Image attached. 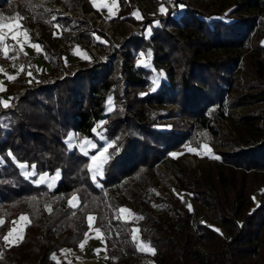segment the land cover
<instances>
[{
    "label": "trees",
    "instance_id": "obj_1",
    "mask_svg": "<svg viewBox=\"0 0 264 264\" xmlns=\"http://www.w3.org/2000/svg\"><path fill=\"white\" fill-rule=\"evenodd\" d=\"M35 1L0 0V22L30 7L48 34L53 21L70 23L68 15L44 19L51 10ZM120 2L113 19L137 28L116 40L100 29L106 40L94 38L83 21L73 26L112 61L82 60L73 73L59 75L38 69L34 54L5 38L9 49L5 58L0 52V63L11 71L30 63L33 70L19 67L7 79L6 99L0 91L9 105L0 104V264H77V256L61 253L78 249L88 213L103 231L105 264H264V0H175L164 14L141 18L131 13L138 0ZM31 22L28 15L30 35ZM51 37L55 41L43 47L50 60L62 52L59 35ZM138 51L149 56L148 64ZM225 97L229 112L259 105L233 118L236 137L221 130L228 118ZM198 128L225 146L218 150L220 162L201 174L179 159L177 166L165 162L174 183L157 162L199 136ZM74 133L95 146L87 152L70 146ZM105 140L102 170L92 173L89 155ZM55 170L54 185L36 181ZM160 182L188 191L195 205L168 195ZM124 205L132 208L129 218L120 211ZM204 208L224 224L226 236L203 220ZM19 212L30 221L19 241L5 244L11 216ZM141 242L153 251L141 250Z\"/></svg>",
    "mask_w": 264,
    "mask_h": 264
},
{
    "label": "rangeland",
    "instance_id": "obj_2",
    "mask_svg": "<svg viewBox=\"0 0 264 264\" xmlns=\"http://www.w3.org/2000/svg\"><path fill=\"white\" fill-rule=\"evenodd\" d=\"M10 3H12L13 5H16L20 2H26L28 0H9ZM35 1V0H33ZM38 1V0H36ZM35 1V2H36ZM64 5L65 2L63 0H60ZM89 3L92 5V8H94V10L96 12H98L97 10L101 11V14L105 17L110 18L112 21H114V30L113 33L111 35H109V37L111 38V40H116L117 36L119 35V32H124L127 33L130 29H136L137 26L135 23L134 26L128 24V20H118V19H113L115 16H117V14L119 13V10L121 9L120 5L121 2L120 0H88ZM40 2V1H38ZM142 2L145 3V5L141 4ZM175 2V0H159L158 2H154L153 0H138V6H135L134 8H138L140 10V17H142V13H146L150 16H155V15H159V14H164L160 12V8L163 7L165 10L169 5H173ZM71 5L73 4V0H70ZM35 5V3H34ZM36 6H39V8L43 9L44 7L47 8L46 5H44V3L40 2V4H36ZM67 5H65L66 7ZM68 7V6H67ZM133 9V8H132ZM132 9H131V13H132ZM34 11L29 7V11L28 12H19L17 15L7 19L6 21L2 22L4 24L7 25H19V27H22L23 31L26 32L27 28L24 24L25 19L27 18L28 15L32 16V23H34L35 21H40L35 17V14L33 13ZM99 13V12H98ZM100 14V13H99ZM133 14V13H132ZM262 15H264V10L261 13ZM43 17V16H41ZM40 17V19H41ZM137 18V17H136ZM130 21V20H129ZM53 25H52V34L53 33H57L59 35L58 41L64 36L63 34H61V26H64L63 28L66 27V25L62 22H58V21H53ZM264 23V21H263ZM87 29L91 30L92 35H94V38H99V39H105V35H102V33L96 29L91 27V24H89L88 22L85 23ZM33 25V24H32ZM148 25H146V29H148ZM16 28V27H15ZM13 29V28H12ZM9 28H3L1 30L3 31H9L12 30ZM43 30V41L40 40H35L33 39L34 45L36 43V46H38L39 50L43 47H45L46 45H48L49 42H52L53 40L55 41V37H51L52 34H48L44 29ZM76 30V29H75ZM0 31V36H3V40H0V52H2V58H5V50L7 51L8 54V43L6 42V34ZM77 31V30H76ZM78 34V33H77ZM66 36V35H65ZM64 36V37H65ZM81 38L79 39H75V38H70L68 36H66L65 41V47L64 48H60L58 46V41H57V46L59 49H61L62 51H69L71 53V55L67 58H64L60 54H55L54 58L52 60H50L48 57L47 61H45L43 59L42 55H38L35 56V47L33 48L34 53H26L28 56H31L34 54L33 56V62L34 64L36 63V65L38 66L37 68L41 70V68H44V70H49V69H53L54 72H56L59 75H64L65 71L68 73H73L75 70H77L78 68H80V66L83 64L81 61L84 60L86 62H90V60H96L99 58H108V61H112V57H109L106 54V49H104L102 46H95L94 42L91 40H87L85 37L80 36ZM262 41L264 42V37L262 38ZM250 45H248V47H250L252 45V43H249ZM94 49L95 51L92 52V49ZM37 49V47H36ZM138 57L141 59L142 62H144V64H148L149 63V56L145 54V52L143 51H138L137 52ZM56 57H58V60L56 59ZM60 65L61 68V73L60 71L57 70V66ZM5 63H0V91L2 92V99H6V95L4 93V87L6 82L8 81L7 79H9L10 76H12L14 74V72H16L17 70H19V67H25L26 72L28 73H32L33 70V65H31L30 63L27 64H20L15 68V71H11L5 68ZM77 65H80L79 67H77ZM242 64H240L239 66V70L241 71V66ZM12 68H14L15 66L10 65ZM238 67V65L236 66ZM11 69V68H10ZM242 72V71H241ZM117 73V72H115ZM243 73V72H242ZM155 79V78H154ZM126 82L124 83V87H126ZM224 102V107H225V113L228 114V118L224 119L221 123V127H222V131L224 133L227 134H231L233 136L236 137V132H235V127H233V123L232 120L233 118H237V116L239 114H241L243 111L245 110H249V109H254V108H258L259 105L258 103L255 104H246V105H239L236 106L235 109H233V111H228L229 108L227 106L228 103V99L225 97ZM171 106H176V104L174 103H168L167 107H171ZM199 132V136L196 135H192L191 138L187 139L184 141V143H182L181 145H179L178 147L171 149L168 151V153H165L164 155L166 156V158L162 159L161 162H157V165L162 168L163 170L167 171V174L169 175L170 179L172 182H176L175 177L173 175V171L170 169L169 165L167 166V164L165 162H171L173 163V165L177 166V159H179V161L181 163H183L186 167L194 169L195 173L201 174L203 171V167L208 168L210 166V163L213 161L216 162H220L219 159V153L218 150L219 149H224L225 146L219 144L218 141H216V139L207 131V129L204 128H198L197 129ZM85 141H87V143H85ZM107 143L108 141L105 140L103 141V146H101V148H99V150L97 149L94 153L90 154V168L92 173H99L102 170V165L103 162L106 158V153H105V147H107ZM68 144L70 146H76L79 149L83 150L84 152L88 151V149L90 147L95 146L96 142L93 139H89V138H84V137H79L78 135H76V133L72 134L71 137L68 138ZM101 154H103V156H101ZM175 154V155H173ZM96 156L98 159L97 161H93L92 157ZM59 171L55 170L52 173H40L38 174L39 176H37L36 181L37 182H44L47 183L49 186H52L55 184ZM41 177H43V180L41 179ZM158 187L160 189H164V192H166L168 195L171 192L176 193L179 197H181L182 202L184 201L188 206H190L189 208H192L195 203L193 198L190 196V193L188 191H185L182 189H179L178 187H176V185H172V184H167L165 182H160L158 183ZM261 192V188L259 189ZM254 198L255 200L258 199V197L260 196L259 191H257L254 194ZM75 198V199H74ZM76 196L74 195L73 197H70V201H72V205L73 203L77 202L76 201ZM178 203H180L179 201H177ZM122 209H126L128 211L126 212H121L122 216L124 217H128L131 216L132 213V208L128 205H124L122 207ZM203 210H205V217H203V220L205 222H207L208 224H211V226L215 227L217 230H219L221 233L224 234V236H226L228 233L225 230L224 224L220 223V221L211 214V210L208 208H204ZM89 215L87 216V223H88V230L85 231L84 236L81 240V244L79 245L78 249L73 253V251L71 250H64L61 254L65 257H69L73 254L74 256H77L78 259V263L77 264H105L106 260V247H105V241H104V234L103 231H101V228L97 227L94 225V214L92 213H88ZM21 217H25L26 219H21ZM89 217H92V220H89ZM29 214L27 212H19L18 214H15L13 216H11L10 219V225L8 227V229L6 230L7 232L4 233L3 235V239H4V243L5 244H10L12 242L15 241H19V239L22 237L23 232H24V226L26 223H28L30 221ZM192 218V217H191ZM3 219V214L0 215V221ZM194 221L191 220V224H193ZM12 233L11 236H9V233ZM5 237H8L7 240H5ZM141 245V243H140ZM145 245V244H144ZM147 246V245H146ZM199 248H201V250H203V246L200 244ZM147 249V247H146Z\"/></svg>",
    "mask_w": 264,
    "mask_h": 264
},
{
    "label": "built area",
    "instance_id": "obj_3",
    "mask_svg": "<svg viewBox=\"0 0 264 264\" xmlns=\"http://www.w3.org/2000/svg\"><path fill=\"white\" fill-rule=\"evenodd\" d=\"M38 1L44 3V5H46L47 8L51 10L48 16H43L44 19H47V18L54 19L58 15L70 16V20H69L70 23L67 24L65 28H63L64 26H61L62 28L61 34H63L64 36L66 35L70 38L72 37L75 39L81 38L77 34V31L73 29V26L76 23L75 21L88 22L89 24H91V27L100 29L104 31L107 35H111L113 33V30L115 27L114 21L96 12L94 8H92V5L89 3L88 0H73L72 7H67V6L65 7V5L60 0H38ZM141 4L145 5L144 2H142ZM127 23L134 26L132 21L128 20ZM32 24L33 25H31V35L35 38H44L43 37L44 33L42 30V26H41L42 24L38 21H35ZM64 36L58 41V46L60 48L65 47L66 36L65 37ZM94 51L95 50L92 49V52ZM56 59L58 60V57H56ZM60 65L61 64H59L56 68L57 70L60 71V74H62ZM79 66L80 65H77V67ZM65 73H68V72L65 71ZM161 157L162 158L159 159V162H161L162 159L166 158L164 154Z\"/></svg>",
    "mask_w": 264,
    "mask_h": 264
},
{
    "label": "crops",
    "instance_id": "obj_4",
    "mask_svg": "<svg viewBox=\"0 0 264 264\" xmlns=\"http://www.w3.org/2000/svg\"><path fill=\"white\" fill-rule=\"evenodd\" d=\"M100 14H101V11L100 10H97ZM132 13L134 15V17H140V10L138 8H133L132 9ZM0 31H3L0 29ZM5 34H6V37H10L12 38L13 36L16 37V39H13V41L15 42V44L18 46V49H20L21 51L23 52H26V53H34L33 51V48H34V42H33V38H31V35L30 33L28 32V30L26 32L23 31L22 27H16V28H13L12 30H9V31H3ZM35 40H39V39H35ZM36 45V43H35ZM35 55H42L43 56V59L45 61H47V58L46 56L44 55V48H42V50L40 49L39 51L36 49L35 47ZM61 55L64 57V58H67L71 55V53L69 51H62L61 52Z\"/></svg>",
    "mask_w": 264,
    "mask_h": 264
},
{
    "label": "snow or ice",
    "instance_id": "obj_5",
    "mask_svg": "<svg viewBox=\"0 0 264 264\" xmlns=\"http://www.w3.org/2000/svg\"><path fill=\"white\" fill-rule=\"evenodd\" d=\"M166 10L163 8V7H161L160 8V12L161 13H164ZM15 27H19V25H7V24H4V23H2V22H0V29H3V28H9V29H12V28H15ZM13 39H16V37L15 36H13L12 37ZM0 40H3V36H0ZM34 47H37V50L39 51V48H38V46H36V45H33ZM5 55H7V51L5 50ZM21 70H23L22 68H21ZM30 74V73H29ZM9 79H14V77H9ZM0 104H3V106L4 107H8L9 105H8V103L7 102H4V101H0ZM85 143H87V141H85ZM173 155H175V154H173ZM101 156H103V154H101ZM97 157L96 156H93L92 157V160L95 162V161H97ZM21 167H26V165H20ZM58 175V174H57ZM41 179L43 180V177H41ZM75 199V198H74ZM71 203V202H70ZM75 206V205H74ZM190 207V206H189ZM121 212H126V211H128V210H126V209H121L120 210ZM21 219H26L25 217H21ZM93 218L92 217H89V220H92ZM0 223H2V222H0ZM12 235V233L10 232L9 233V236H11ZM8 239V237H5V240H7ZM133 239L134 240H136V236L134 235L133 236ZM147 247V250H149V251H153L150 247H148V246H146V245H144L142 242H141V245H140V248H141V250H145V248Z\"/></svg>",
    "mask_w": 264,
    "mask_h": 264
}]
</instances>
